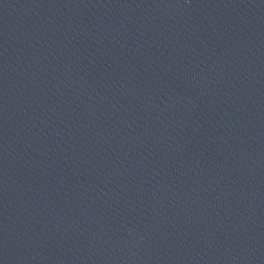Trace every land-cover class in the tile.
Masks as SVG:
<instances>
[{
    "label": "water",
    "instance_id": "1",
    "mask_svg": "<svg viewBox=\"0 0 264 264\" xmlns=\"http://www.w3.org/2000/svg\"><path fill=\"white\" fill-rule=\"evenodd\" d=\"M0 264H264V0H0Z\"/></svg>",
    "mask_w": 264,
    "mask_h": 264
}]
</instances>
